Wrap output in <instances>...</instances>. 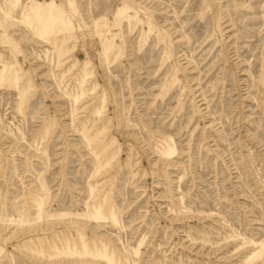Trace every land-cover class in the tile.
<instances>
[{"label": "rangeland", "instance_id": "rangeland-1", "mask_svg": "<svg viewBox=\"0 0 264 264\" xmlns=\"http://www.w3.org/2000/svg\"><path fill=\"white\" fill-rule=\"evenodd\" d=\"M0 264H264V0H0Z\"/></svg>", "mask_w": 264, "mask_h": 264}]
</instances>
